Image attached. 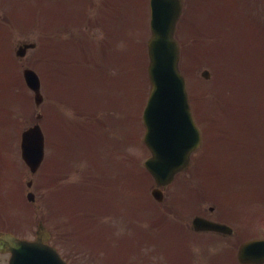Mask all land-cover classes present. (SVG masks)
<instances>
[{"label":"rangeland","instance_id":"1","mask_svg":"<svg viewBox=\"0 0 264 264\" xmlns=\"http://www.w3.org/2000/svg\"><path fill=\"white\" fill-rule=\"evenodd\" d=\"M39 1L41 0H0V14L5 12L7 7L11 8L10 3L17 9L30 3L35 5ZM42 1L45 2V5L38 9L34 26L23 24L25 20L22 22L21 19L22 24L15 22V24L18 23V26L14 30L10 42L13 52L18 41L26 38L36 40L39 44L36 51L44 52L41 40L44 36L48 37L49 30L54 32L49 34V36L52 35V38L59 36L60 40H66L70 32H59V21L61 18L57 16V13L59 14L65 10L63 7L66 5L69 12L73 15L70 31L88 33V36L83 34L77 40L82 41L80 43L83 46L90 45L86 50L78 52V45L76 43L71 47L63 44L64 49L60 50L62 55H58V60L61 63L66 64L64 58H67L68 61L66 62L71 63V66L63 68L62 72L58 74L59 89L55 86L52 78H50L48 84V89L57 95L55 101L56 119L52 117L48 120L51 117L48 115L45 118V121H48L45 124L43 123V130L50 147L47 145V157L49 155V159L46 161L47 165L41 171V174L38 172L36 175L29 177L28 168L22 161L20 152L18 157L15 154L13 147L18 152L17 137L20 143L21 130L25 125H28L31 119L28 116L21 117L22 115L20 114L15 116L19 126V134L17 136L18 126L12 113L11 104L14 101L18 105L17 99L10 100L11 93L8 83L6 84L5 80L2 79L4 73H0V158L1 161L3 160L9 173L7 176L1 174L3 181H5L6 176V181L0 183V190L1 186H3V191L6 192L7 189L9 196L7 204H4V198L0 195V215H4L0 216V228L7 226L17 231L23 237L33 238L38 219L43 218L44 223L53 232L52 241L71 260V264H130L131 262L126 259L124 260L125 262L114 261L115 263L109 259L111 255L114 258L117 253H121V250L118 249V246L121 245V243H118L120 235H129L130 238L137 235L143 237L142 231H145L149 227L146 232L153 235L144 241L146 246L141 245L138 252L127 251V258L136 261L135 264H155L156 259H162V261L170 260L176 264H181L178 257L183 256L185 253L184 246L178 243L180 233H178L179 235L173 234L171 237L160 236L158 244L154 237L156 232L161 229V226H158L160 221L157 220V216L161 217L163 208L174 204L178 198L180 202L185 204L182 208L185 211L183 213L187 214L185 216L186 224H188L186 220L189 222L194 216V211L204 209L206 212H209V207L214 206L213 212L227 216L235 227V230L238 231L236 236L226 239L210 235L193 237L195 239H193L191 247L194 253L184 257V259L186 258L185 264H236L232 258H227V255L232 251L228 250V248H234L236 242L240 240L239 236L242 237V233L245 236H256L258 231L260 232L259 234L264 235V175L262 176L258 172L256 180H253V177H249L252 180H248L247 176L244 177L245 170L242 165L240 164L239 168L235 167L238 161L237 149L222 138L214 139L211 132L212 128L216 127L224 134L227 130L221 126L219 120L214 121L207 117L210 112L214 113L216 106L210 105L209 110L206 109V101L203 100L205 95L202 92L208 90L210 97L213 90L227 89L228 92L225 98L219 101V103L224 106L234 105L236 111H228L232 113L241 110L240 106L252 105L251 101L254 102L255 106H259L258 109L252 112L254 114H251L252 117L257 118L256 121L259 123L253 137V143L259 151H264V89L258 90L256 85L260 76L264 79V38L253 35V40L250 39L246 46H244L241 56L232 54L228 59L225 57L221 58L210 79L205 80L200 77L201 69L204 67L211 68V65L208 63V56L205 60L202 56L204 60L203 64H199L194 69L189 67L191 68L189 76H191L188 79L190 83L188 85L190 93H192L194 98L193 106H195L198 122L205 129L208 143L205 147L202 144L200 149L193 154L191 168L177 175L173 182L165 188V201L161 204V202L154 200L151 196L150 191L154 183L153 180L148 178L151 180L150 186L146 187L143 177L141 179L138 178L136 170H131L133 163L135 168H138V166L144 167L143 163L145 159L150 156V151L143 142L145 127L142 121V113L149 93L150 82L146 78L147 72L139 68L138 60L142 57L144 64L147 51L145 47L143 48V45L132 47L133 43H143V41L146 43L150 36L148 0H142V4L141 0H88L87 6L89 8H86L87 15L85 18H80L78 14V11L82 12L83 8L81 0H63L64 2L62 0ZM120 1L122 5L118 7L117 10L119 11H114L115 8L113 6L116 7ZM231 2L234 3L232 0ZM106 4H109L110 7L108 8ZM225 4L226 2L223 0H211V2L205 5V8L207 12H212L214 11L212 10L213 6L219 5L225 10L227 8L224 7ZM254 4L255 2L252 9L249 8V5L248 9L238 6L240 15L241 13H245L251 14L249 17L254 16L256 14L253 12ZM99 5L102 6L100 9ZM207 12L204 14V22L208 26L209 22L206 21L208 17ZM24 15H29L28 9ZM29 20H32L31 15L27 21ZM94 23L97 26H94ZM19 25L32 27L33 30H24ZM46 26L50 27V29L43 31L42 29ZM217 28L220 27L217 26ZM262 32L264 33V30ZM180 37L182 39L188 37V25H185L180 30ZM105 41L110 44V49L109 51L99 53L97 60V63H101L104 58H110V62L104 61L101 63V70L99 72L103 74H89L91 73L89 70L91 65H94L95 70L97 69L94 64L97 54H93V58H90L86 66L82 64L81 67H78V61L81 59L85 60L84 57L86 55H83V53H92L96 46L99 44L103 46ZM46 42L50 43L49 38ZM112 46L114 53L111 50ZM139 47L142 48V53ZM233 47L234 44L229 48V54ZM104 48L106 49V47ZM49 49L51 48L48 46ZM95 52L98 53V48L95 49ZM146 57L148 58V55ZM27 60L41 62V68L44 69L45 67L46 69L45 58L43 57V61H41L36 53L31 52L25 62ZM71 60H76V63L73 64ZM247 62H250L249 66H247ZM83 67L89 73H83ZM252 67L255 68L250 71L249 69ZM47 71L48 69H46ZM77 73H80L79 79L88 84L86 89H84L85 86L83 87V95L85 94L91 102V105H89V102L86 104V111L91 113L96 108L98 109L97 114L104 120L102 125V134L104 135L101 136L98 133L94 137L101 138H96L92 144L79 131L82 129V125L75 127L72 122L73 116L70 119L68 118L72 114L71 107L60 103L64 96L69 99L71 96H77L80 93L78 88V84L80 83L76 82ZM68 76L71 77L73 82L69 83ZM233 78L236 79L238 84L235 88L230 86V81ZM89 84L96 87L95 90L92 91ZM142 90L146 91H144V96H141ZM85 95L84 97L86 98ZM82 100L83 98L81 97L77 99L79 105ZM213 103L218 104L214 100ZM60 104L63 110L60 108ZM104 104H107V106ZM219 113L221 117L224 114L222 110H219ZM82 116L80 118H83ZM211 117L215 119V116ZM226 118L228 122L240 121L239 118L232 120L233 117H228L227 115ZM220 131L215 133L219 134ZM91 132L96 134L93 129H91ZM86 145H91L90 147L95 146L98 155L95 149L89 150ZM207 149L217 152V159L229 154L227 158L228 163H224L230 165L227 172L228 178L224 180L221 176H210L209 180H205L202 184L206 185V188L209 189L206 191L208 193L202 198L201 203L196 207L193 205V208L190 204L191 194L189 189L196 191L192 193V196H196L200 189L197 184L191 187L193 182L191 179L193 177L198 179L194 172L199 166L202 157L207 153ZM132 157H134L133 161ZM70 163L76 166V168L68 170ZM62 165H65L66 169L62 168ZM59 168L65 171V174H70L66 180L69 181V176H72L70 177L72 180L84 181L88 190L94 188L93 194L90 193V197L96 198V207L101 195L104 197L106 195L118 197L119 206L117 209L119 211L125 212L123 206L126 207L127 214L118 217L117 223L118 228L121 225L123 227L113 235L114 245L110 250L104 245L97 248L89 244L86 247L87 237H84L81 241L83 249L76 247L80 246V243L75 244L73 241L76 228L71 223L73 221L71 217L69 223L67 222L68 216H70L68 207L67 209L65 208L67 214L65 218L63 215L65 210L59 201L58 193L53 199H50L49 196V193L54 191L56 187L55 183L52 180L50 181V178ZM133 172L135 173L133 174ZM60 173L61 171H59L58 175L53 176L54 179H57L59 176L57 179L58 183H60ZM98 173L100 176L104 174V180L114 178L115 181L113 184L103 185L102 190L98 191L99 187L95 186L94 183L95 176ZM233 173L239 176V179H231ZM29 178H33V189L38 198V203L35 205L26 199V181ZM45 178L48 182L47 185ZM110 180L112 182V179ZM18 181L21 183V186H18V188H23V191L17 190ZM69 184L68 182L65 185L69 186ZM109 188L112 190L108 191L107 189ZM58 189L63 194V186L59 184ZM65 194L68 195L70 202L71 195L68 194L66 188ZM73 204L76 206L75 203ZM132 205L136 207L137 212H132ZM71 212H74V210L71 209ZM75 213L78 215L77 210ZM111 216H107L108 219L115 222ZM173 217L178 218L176 214ZM89 218L93 223L103 226L107 231V227L101 224L96 214L89 216ZM154 219L153 225L155 226L150 228V223ZM11 223L15 225L13 226ZM188 226L190 225L188 224ZM83 229L85 228L83 227ZM107 241L113 242L109 237H107ZM150 242L156 247L152 246ZM96 246H100V244ZM140 250H142V253ZM157 250L161 255L157 253L154 256V252ZM9 257V254H0V264H6ZM188 258L194 259L187 261ZM167 262L169 263V261Z\"/></svg>","mask_w":264,"mask_h":264},{"label":"water","instance_id":"2","mask_svg":"<svg viewBox=\"0 0 264 264\" xmlns=\"http://www.w3.org/2000/svg\"><path fill=\"white\" fill-rule=\"evenodd\" d=\"M151 4L152 37L148 45L151 57L149 73L153 87L144 119L147 125L145 140L153 155L146 161V166L160 186L169 183L177 171L188 165L192 150L200 144L201 135L189 105L186 81L179 68L180 47L174 38L182 8L181 0H151ZM24 51L25 48H22L18 54L23 55ZM203 74L207 77L210 75L208 71ZM25 77L28 85L36 92V102L39 104L43 97L38 75L26 69ZM22 154L35 172L45 154V137L39 125L23 132ZM153 194L159 200L163 198L159 187L154 189ZM28 196L34 199L33 193L30 192ZM193 223L197 230L230 231L226 225L201 216H196ZM49 237L50 233L42 223L35 241L0 232V250L12 252L9 264H67L54 247L44 242ZM239 259L244 263L264 260V239L244 243Z\"/></svg>","mask_w":264,"mask_h":264},{"label":"trees","instance_id":"3","mask_svg":"<svg viewBox=\"0 0 264 264\" xmlns=\"http://www.w3.org/2000/svg\"><path fill=\"white\" fill-rule=\"evenodd\" d=\"M99 240H100V242L102 241V239H97V240H94V241H92V243H90L93 247H101V246H103V245H100V246H96L97 244H99ZM111 261V260H110Z\"/></svg>","mask_w":264,"mask_h":264}]
</instances>
